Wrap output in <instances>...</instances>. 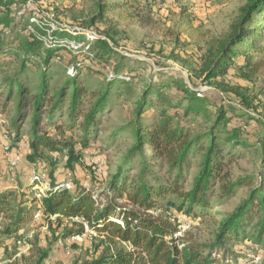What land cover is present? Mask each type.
<instances>
[{
    "label": "trees",
    "instance_id": "1",
    "mask_svg": "<svg viewBox=\"0 0 264 264\" xmlns=\"http://www.w3.org/2000/svg\"><path fill=\"white\" fill-rule=\"evenodd\" d=\"M29 1L34 8H26L28 0H0V74L11 65L17 67V75L31 66L38 69V86L31 93L19 78L4 79L9 99L16 102L14 120L20 116V106H32L31 152L26 160L36 161L42 148H66L67 165L73 167L79 161L73 146L39 135L42 118L56 127H80L87 145L86 140L95 139L99 118L125 94L133 99L134 109L133 120L122 130L129 131L133 143L109 177L110 194L105 202L97 197V204L92 188L82 183L66 190L52 180L41 198L32 192L18 195L7 185L0 187V217L9 221L4 233L18 232L34 211L42 209L58 222L73 224L59 238L83 233L82 225L73 220L79 217L98 234L99 245L106 244L99 256L83 264H215L211 252L181 246L175 229L155 213L164 202L186 215L207 211L222 205V199L233 196L236 189L247 187V196L218 220L212 246L223 245L227 237L251 239L264 246V178L258 173L259 184L253 186L255 175L232 180L228 170L234 159L255 147L260 148L264 169V118L255 95L227 82L231 71L253 80L264 68V46L260 44L264 40V0H246L229 30L209 40L201 53L198 74L203 81L238 99V107L227 102L215 104L212 111L209 99L197 97L182 78L165 80L164 73L155 72L157 80L151 76L141 81L145 66L124 62L126 56L116 50L119 34L114 24L108 29L99 25L107 19L105 4L97 3L95 12L83 20L64 18L58 11L49 21L35 18L41 0ZM73 26L95 33L90 37ZM55 76L63 77V85L52 91L50 81ZM89 77L99 81L96 86ZM45 107H49L46 112ZM200 117L209 122L204 131H196L202 125L196 122ZM136 157L138 173L130 177V169H135L130 162ZM211 213L218 214L216 210ZM44 257L46 253L40 259Z\"/></svg>",
    "mask_w": 264,
    "mask_h": 264
},
{
    "label": "rangeland",
    "instance_id": "2",
    "mask_svg": "<svg viewBox=\"0 0 264 264\" xmlns=\"http://www.w3.org/2000/svg\"><path fill=\"white\" fill-rule=\"evenodd\" d=\"M245 2L246 0H41L38 9L40 12H37L35 18L52 21L55 12L60 11L65 14L64 18L72 20L76 16L83 20L95 12L97 3L105 4L107 19L99 25L108 29L114 24L119 34L116 50L126 56L124 62L145 66L141 81L151 76L157 80L158 75L155 72L164 73L165 76H162L165 80L182 78L197 97L209 99V109L212 111L215 104L227 102L238 107V99L214 90L203 81L198 74L201 53L209 40L229 30ZM26 8H34L29 0ZM73 29L79 28L73 26ZM79 30H83L90 37L95 33L91 29ZM260 44L264 46V40ZM13 77L19 78L29 93L36 90L39 82L38 69L32 66L17 75V67L11 65L0 74V120L3 121L0 126V162L4 165L1 168L0 163L1 180L8 186L17 187L16 194L20 195L26 192L31 170L38 168L48 175L50 181L70 179L72 183H82L92 188L101 202H105L106 196L110 194L107 190L109 177L133 143V138L127 136L129 131L122 130L133 120V99L125 94L118 99L120 101L114 100L112 109L99 118L95 139L86 140L87 145L83 144L80 127L72 128L67 124L56 127L44 116L38 126L39 135L73 146L79 161L70 167L67 165L66 148L61 151L42 148L41 157L31 162L25 157L31 152L28 143L32 138L33 110L31 105L20 106V116L14 120L17 116L16 102L9 99L8 83L4 81L5 78ZM56 77L50 81L52 91H57L63 85V77ZM88 80L93 86L99 82L93 77ZM227 82L246 88L249 94L255 95V103H258L264 118V68L253 80H245L237 72L231 71ZM137 87L135 94L141 92ZM165 92L169 91L166 89ZM67 100L68 97L64 101V111ZM47 108L49 107L44 108L45 112ZM62 120L65 122V115ZM196 122L202 123L196 131H204L206 124H209L201 117ZM259 128L261 132L262 128ZM5 137H12L13 140L18 137L14 142L11 140L8 154L2 148L6 143ZM19 152L23 155V164L10 166V153ZM143 152L148 156L151 154L149 150ZM130 163L135 169H130L129 175L136 176L139 169L137 157ZM228 170L232 180L255 175L253 186H258V173L264 178L260 148L245 151L241 158L230 163ZM194 171L195 167H192V172ZM247 194V187L238 188L233 196L222 199V205L207 211L197 210L196 214L189 215L164 202L161 203L162 209L155 215L171 224L175 235L180 238L181 246H195L203 254L211 252L216 260L215 264H221L222 261L230 264H264V246L256 245L251 239L227 237L229 239L223 245L212 246L218 220L237 206ZM215 200L212 199L211 202L214 203ZM215 210L218 214L211 213ZM8 224V219L1 215L0 264H83L95 259L106 248V244L99 245L100 237L96 232L74 239L59 238L64 230L73 228V224L66 220L48 222L46 218L34 219L32 214L18 232L10 235L3 231ZM250 229L251 225L246 228V232ZM44 253L46 257L41 260Z\"/></svg>",
    "mask_w": 264,
    "mask_h": 264
},
{
    "label": "built area",
    "instance_id": "3",
    "mask_svg": "<svg viewBox=\"0 0 264 264\" xmlns=\"http://www.w3.org/2000/svg\"><path fill=\"white\" fill-rule=\"evenodd\" d=\"M2 122L3 121L0 120V126L2 125L1 124ZM5 141H6V143L2 146V148L6 152V154H8V151L10 150L11 140H10V138L5 137ZM10 155H11L9 157V165L10 166L13 167V166H16L18 163L22 162V159H23L22 153H20V152L15 153V154L10 153ZM12 181L14 182V180H12ZM58 183H59L60 187L66 189V190H71L72 184H73L70 179H65V180L59 181ZM30 186H31V192L37 198H41L51 188V181L49 180L48 175L44 171H42L41 169H38V168H34L31 170V173H30ZM12 188L17 189V187H15V186H12ZM92 195H93V199L97 203L96 194H94V192H93ZM33 218L34 219L46 218L48 222L56 221L55 215H44L42 209H38V210L34 211ZM73 220L82 225L83 233L79 236L72 237V239L79 238L80 236L84 237L86 235H90V234L94 233V230L90 228V226L88 225V223L84 219L79 218V217H74ZM19 242L20 241H18V243Z\"/></svg>",
    "mask_w": 264,
    "mask_h": 264
},
{
    "label": "crops",
    "instance_id": "4",
    "mask_svg": "<svg viewBox=\"0 0 264 264\" xmlns=\"http://www.w3.org/2000/svg\"><path fill=\"white\" fill-rule=\"evenodd\" d=\"M0 163H1V162H0ZM21 164H23V163H21ZM1 168H4L3 163H1ZM30 173H31V172H30ZM58 182H59V181H58ZM3 185H7V183L4 182L3 180H1V178H0V187H2ZM7 186H8V185H7ZM8 187H12V186H8ZM26 192H31L30 180H29L28 185H26Z\"/></svg>",
    "mask_w": 264,
    "mask_h": 264
}]
</instances>
